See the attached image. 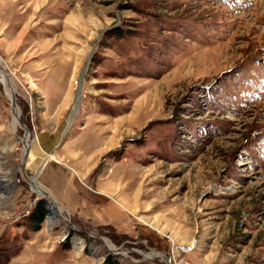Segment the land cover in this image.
<instances>
[{
    "label": "rangeland",
    "instance_id": "obj_1",
    "mask_svg": "<svg viewBox=\"0 0 264 264\" xmlns=\"http://www.w3.org/2000/svg\"><path fill=\"white\" fill-rule=\"evenodd\" d=\"M0 60V264H264V0H0ZM49 154L83 202L54 226Z\"/></svg>",
    "mask_w": 264,
    "mask_h": 264
},
{
    "label": "bare ground",
    "instance_id": "obj_2",
    "mask_svg": "<svg viewBox=\"0 0 264 264\" xmlns=\"http://www.w3.org/2000/svg\"><path fill=\"white\" fill-rule=\"evenodd\" d=\"M91 58H92V54L90 55V59ZM0 71H1V74H2V79L4 81V84H5L6 88H7L8 95H9L11 101H12L13 113H14L13 128H14V131L16 132L17 129H18V127H19V125H20V121H19L20 120V110L17 108L16 103L15 104L13 103V101L16 102V90L14 88V83H13V80H12V74H11L9 68L7 67V65L4 62H2V60H0ZM75 86L77 88V90H76L77 91V94H76V98L74 100L73 108L71 110V112L73 114V117L71 119H69L70 121H68L70 126H71L72 120L76 117V115L78 114L79 108H80V105L78 106L79 94L81 93L83 95V93H82L83 92V89H82L81 77L80 78L79 77L77 78V83H76V80H75ZM80 104H81V101H80ZM28 136H29V133L27 132L26 133V138ZM23 142H24V156L26 155V156L29 157L30 154H33V153H31V152H33V146H31L28 143V140L27 139L24 140ZM51 163H55V164L60 165V163H64V162L61 161L59 158H57L55 155L49 154L48 157H47V159L45 160V162H44L41 170H43L44 168H46ZM70 169H71V171L73 172V174L76 177H80V173L76 169H73V168H70ZM38 175L37 176H34V177H29L28 181L30 183L31 188L33 189V191L35 193H37L40 197L41 196H46V198L51 203V205H50V207H51L50 208L51 215L49 217L50 226H54V225H56L57 222H60L62 220H63V222L68 223L67 219L63 216V210L58 207V202L56 200V197L54 196V194H52L50 192V190H48L47 187H45L44 185H42L38 181ZM4 183H5L4 181H1L0 180V187L3 190H5V188L7 187V185L4 184ZM101 240L103 241V239H101ZM103 242L105 243L107 249L113 250L117 254L119 252L121 254L122 253L125 254L127 252V251H124V250L123 251L122 250H120V251L119 250H115L114 249V246L112 245V243H110V241H108L107 239H105V241H103ZM154 257L155 256L153 254H151V255H144V258L147 259V260L153 259ZM170 260L171 259L169 257H167V256L162 257V261H164V263L170 264Z\"/></svg>",
    "mask_w": 264,
    "mask_h": 264
},
{
    "label": "crops",
    "instance_id": "obj_3",
    "mask_svg": "<svg viewBox=\"0 0 264 264\" xmlns=\"http://www.w3.org/2000/svg\"><path fill=\"white\" fill-rule=\"evenodd\" d=\"M50 166V165H49ZM48 166V167H49ZM48 167H46L44 169V171L42 172V182L44 185H46L47 187H49L53 192L58 204L62 207V205L64 207H66L69 211L70 214L72 213L71 211L74 209L75 210V205H79L82 204L83 202H80L79 198H80V194L82 192V190L80 189L79 185L77 184L76 178L75 176H73V173H71V171L69 172H65L67 171L66 168H63V166L58 167L59 171L61 172L60 174L56 173L53 174V177L51 179L45 178V174L48 170ZM112 206L106 207L104 209H108ZM63 208V207H62ZM65 210V208H63ZM93 209V208H92ZM103 209V210H104ZM94 210V209H93ZM100 211V215H102V221H105V216L103 214L104 211ZM66 211V210H65ZM67 212V211H66ZM99 212V211H98ZM110 212V216H108V220H111L113 222V220H115L116 218L118 219V210L114 209V208H110L109 210ZM115 217H114V215ZM89 216H94L97 217L96 214V209L93 211V213L91 212ZM40 232H38L39 234Z\"/></svg>",
    "mask_w": 264,
    "mask_h": 264
},
{
    "label": "trees",
    "instance_id": "obj_4",
    "mask_svg": "<svg viewBox=\"0 0 264 264\" xmlns=\"http://www.w3.org/2000/svg\"><path fill=\"white\" fill-rule=\"evenodd\" d=\"M48 211V204L46 201L40 200L35 209L29 215L30 230L32 233H38L42 229ZM105 264H119L115 258L108 257Z\"/></svg>",
    "mask_w": 264,
    "mask_h": 264
},
{
    "label": "water",
    "instance_id": "obj_5",
    "mask_svg": "<svg viewBox=\"0 0 264 264\" xmlns=\"http://www.w3.org/2000/svg\"><path fill=\"white\" fill-rule=\"evenodd\" d=\"M89 64H90V59H89V61H88V64H87V66H86V68L84 69V71L82 72V76H81V81H83V78H84V75H85V73H86V71H87V69H88V67H89ZM80 101H81V93L79 94V101H78V106L80 105ZM13 103L15 104L16 102L15 101H13ZM26 133H27V131H26ZM46 197V196H45ZM120 251V250H119ZM110 252H113L114 253V251L113 250H110ZM120 253V252H119ZM118 253V254H119Z\"/></svg>",
    "mask_w": 264,
    "mask_h": 264
}]
</instances>
